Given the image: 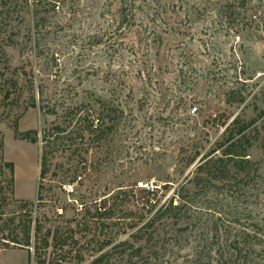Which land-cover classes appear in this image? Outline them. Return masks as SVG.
<instances>
[{
    "label": "rangeland",
    "instance_id": "rangeland-1",
    "mask_svg": "<svg viewBox=\"0 0 264 264\" xmlns=\"http://www.w3.org/2000/svg\"><path fill=\"white\" fill-rule=\"evenodd\" d=\"M260 111L264 0H0V157L14 164L0 171V264H38L34 243L55 264L53 231L84 259L74 250L64 264H91L135 230L113 224L135 201L158 187L162 202L183 182L192 223L161 227L165 263L264 264L263 134L248 182L196 194L187 181L229 123ZM26 217L29 248L11 241Z\"/></svg>",
    "mask_w": 264,
    "mask_h": 264
},
{
    "label": "trees",
    "instance_id": "trees-1",
    "mask_svg": "<svg viewBox=\"0 0 264 264\" xmlns=\"http://www.w3.org/2000/svg\"><path fill=\"white\" fill-rule=\"evenodd\" d=\"M252 126L254 130L257 131L251 136V134L248 133V129ZM14 131L20 138L32 142H36L38 139L36 130L19 131L16 123ZM225 132H227L226 138L219 143L218 147L205 153L198 160L194 170L189 172L191 176H187V181L194 182V185L198 188L196 194L206 192L211 186H220L224 189L231 190L233 188L236 189L240 183L248 182L252 178L254 172L257 171V166L253 165L247 150L252 146V141L256 139L257 135L263 134L264 136V111L258 112L254 118L247 122H240L234 119L226 127ZM255 134L257 135L255 136ZM262 148L264 153V143ZM199 155L200 152L195 151L194 153L190 152L189 155L181 157L179 161V169L181 172H183L186 167L192 165ZM230 165L235 168V173H232ZM4 167L8 168L10 172L14 170L13 162L5 161L0 157V171H2ZM169 184V182H166L159 186V188L167 189ZM158 191V187H155V189H153V197L147 199V201H135L137 207H139L137 210L127 209L128 212H123L122 215L118 217L117 221L113 224L120 228L122 233H125L127 228H135V230L129 234V238L121 239L115 243L112 250L104 251L96 256L91 261V264H108L110 257L115 254L120 258V264H136V262H139V264H166L165 262L168 260L164 261V249L167 247L164 243L158 245L156 239L157 235H159L161 227L166 228L171 225H179L177 230L181 231L188 229L189 225L192 223V196L190 195H194V193L190 194L185 182H183L173 190L172 195L161 202L160 197H158ZM131 193L134 194L133 190ZM117 195L124 199L130 197L129 191L124 189H119ZM23 206L25 207L26 203ZM183 222H185V224L182 226ZM20 224L22 226L21 237H19L17 232H12L11 241L21 247L29 248L32 245L31 218L26 217L22 219ZM37 231L38 226L36 225L35 235ZM60 235L59 231H53V245L55 249L64 252V255H60L51 260V262L55 264H64L67 259H75L74 256L66 257L68 252L71 253L74 250L75 256L78 257V261L83 262L84 259L80 255V249L74 248L68 243L67 237ZM111 240L112 239L109 237V239L102 243L100 248L104 249L105 246L111 243ZM142 241L143 243H138ZM68 244L69 249H66L65 245L68 246ZM43 245H48L46 239H44ZM39 248V245L36 243L33 244L35 260L38 264H44L45 261L41 260L40 255L38 256Z\"/></svg>",
    "mask_w": 264,
    "mask_h": 264
}]
</instances>
